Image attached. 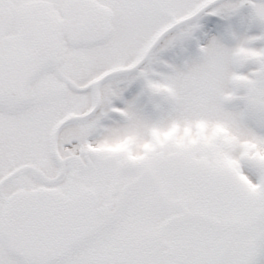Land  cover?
<instances>
[{
  "label": "snow or ice",
  "instance_id": "1",
  "mask_svg": "<svg viewBox=\"0 0 264 264\" xmlns=\"http://www.w3.org/2000/svg\"><path fill=\"white\" fill-rule=\"evenodd\" d=\"M0 264H264V0H0Z\"/></svg>",
  "mask_w": 264,
  "mask_h": 264
}]
</instances>
